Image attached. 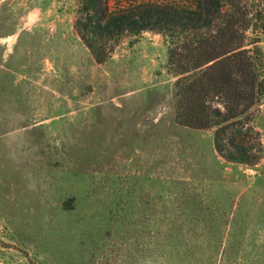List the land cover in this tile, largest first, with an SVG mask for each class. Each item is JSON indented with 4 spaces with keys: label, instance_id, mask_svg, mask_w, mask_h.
Instances as JSON below:
<instances>
[{
    "label": "rangeland",
    "instance_id": "rangeland-1",
    "mask_svg": "<svg viewBox=\"0 0 264 264\" xmlns=\"http://www.w3.org/2000/svg\"><path fill=\"white\" fill-rule=\"evenodd\" d=\"M241 3L264 65V0ZM79 8L0 0V264H264V97L243 128L261 158L229 163L176 122L167 38L124 35L98 64Z\"/></svg>",
    "mask_w": 264,
    "mask_h": 264
},
{
    "label": "trees",
    "instance_id": "trees-1",
    "mask_svg": "<svg viewBox=\"0 0 264 264\" xmlns=\"http://www.w3.org/2000/svg\"><path fill=\"white\" fill-rule=\"evenodd\" d=\"M78 1L74 31L96 63L105 62L124 35H164L169 42L167 69L177 77V124L214 129V150L229 163L252 166L259 161L263 148L255 144L257 139L249 146L251 136L243 129L251 108L264 97V65L245 43L256 19L247 3L146 2L111 11L107 0Z\"/></svg>",
    "mask_w": 264,
    "mask_h": 264
}]
</instances>
